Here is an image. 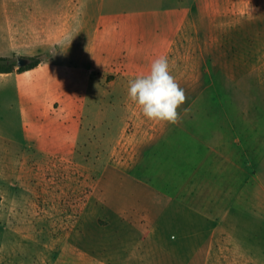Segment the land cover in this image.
<instances>
[{"label": "rangeland", "instance_id": "obj_1", "mask_svg": "<svg viewBox=\"0 0 264 264\" xmlns=\"http://www.w3.org/2000/svg\"><path fill=\"white\" fill-rule=\"evenodd\" d=\"M171 1L167 27L103 32L99 0H0V56L42 59L0 73V264H179L186 235L264 264V0ZM161 55L175 124L127 93ZM138 185L168 206L117 213Z\"/></svg>", "mask_w": 264, "mask_h": 264}, {"label": "crops", "instance_id": "obj_2", "mask_svg": "<svg viewBox=\"0 0 264 264\" xmlns=\"http://www.w3.org/2000/svg\"><path fill=\"white\" fill-rule=\"evenodd\" d=\"M91 0H86V4L90 2ZM100 1V9H99V15L96 19V22H92L91 18V23L95 26L100 25V30L101 31H108L110 29H118V27L127 29V28H133L135 26L140 27L141 24L145 25L147 28H151V25H153V29L161 28V27H167L169 26V22H167L169 19H167L170 15H172L174 6L173 2L171 0H161V2L157 5H154V7H149V6H143L141 3V0H99ZM75 2V0H74ZM181 3V1H180ZM183 8L182 4L180 6H177V10L175 13L183 15L185 11L183 12L181 9ZM188 12H186L187 14ZM151 15H156L157 18L154 19V24H152V21L150 22V19L146 16ZM140 15V21L136 20V18ZM144 16V18L142 17ZM123 22L122 24L119 22L117 23L116 21L121 20ZM116 20L115 22H113ZM74 21V20H73ZM72 21V22H73ZM157 21V23H156ZM123 25V26H122ZM89 28L88 26H86ZM144 27V28H145ZM183 27L181 26V29ZM136 188H126L129 189L130 194H125L123 196H120V198L117 200V213L121 211V208H124L123 206L127 207H132L128 208V211L131 212L132 215L137 214V210L142 207L146 206H158L159 209H161L162 206H168V201L166 198H153L150 197L147 200L139 197L137 193L138 189H140L139 185L134 186ZM124 189V190H126ZM139 192V191H138ZM150 193V192H149ZM140 195V194H139ZM179 202H176L179 207H181L182 201L178 200ZM131 210V211H130ZM188 210V209H186ZM185 210V211H186ZM183 211V210H181ZM183 211V212H185ZM180 214V211L179 213ZM176 214L175 216H178ZM183 216V215H182ZM121 217V216H120ZM183 221V220H182ZM181 221V222H182ZM188 221V220H186ZM124 234V233H123ZM185 234V233H184ZM135 238V237H134ZM128 244V243H127ZM133 246H135L134 242L131 243ZM184 249L182 251H178L183 258L181 260L176 259L175 263L179 264H208V257L209 253H211L212 249H206L203 244H194L193 243V238L190 236L186 235V238L184 239V243L182 246ZM169 253V252H167ZM172 255L170 258H168V263L167 264H173V259L176 256L175 252H170ZM179 262H176L178 261ZM162 264V263H161Z\"/></svg>", "mask_w": 264, "mask_h": 264}, {"label": "clouds", "instance_id": "obj_3", "mask_svg": "<svg viewBox=\"0 0 264 264\" xmlns=\"http://www.w3.org/2000/svg\"><path fill=\"white\" fill-rule=\"evenodd\" d=\"M127 93L144 117L172 124L178 121L177 109L186 101L184 89L171 74L167 55L154 59L147 74L131 78Z\"/></svg>", "mask_w": 264, "mask_h": 264}, {"label": "trees", "instance_id": "obj_4", "mask_svg": "<svg viewBox=\"0 0 264 264\" xmlns=\"http://www.w3.org/2000/svg\"><path fill=\"white\" fill-rule=\"evenodd\" d=\"M29 59L30 63L27 66L20 67L12 58L0 56V73H11L17 66H19L18 71L22 73L36 68L42 62V59L39 56L30 57Z\"/></svg>", "mask_w": 264, "mask_h": 264}, {"label": "water", "instance_id": "obj_5", "mask_svg": "<svg viewBox=\"0 0 264 264\" xmlns=\"http://www.w3.org/2000/svg\"><path fill=\"white\" fill-rule=\"evenodd\" d=\"M30 63V59L26 57H19L18 58V65L21 66H27Z\"/></svg>", "mask_w": 264, "mask_h": 264}]
</instances>
